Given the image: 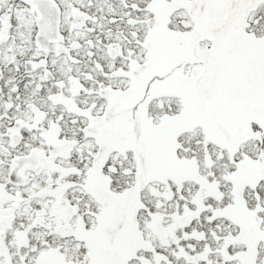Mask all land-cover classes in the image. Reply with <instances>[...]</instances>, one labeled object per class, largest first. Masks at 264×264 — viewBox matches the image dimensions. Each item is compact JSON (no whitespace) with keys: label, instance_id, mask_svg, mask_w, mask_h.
<instances>
[{"label":"snow or ice","instance_id":"1","mask_svg":"<svg viewBox=\"0 0 264 264\" xmlns=\"http://www.w3.org/2000/svg\"><path fill=\"white\" fill-rule=\"evenodd\" d=\"M0 264H264V0H0Z\"/></svg>","mask_w":264,"mask_h":264}]
</instances>
